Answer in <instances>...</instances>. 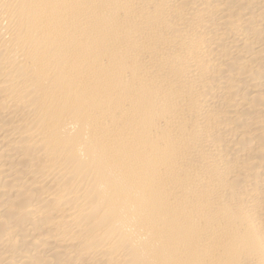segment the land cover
<instances>
[{
	"label": "bare ground",
	"instance_id": "1",
	"mask_svg": "<svg viewBox=\"0 0 264 264\" xmlns=\"http://www.w3.org/2000/svg\"><path fill=\"white\" fill-rule=\"evenodd\" d=\"M0 264H264V0H0Z\"/></svg>",
	"mask_w": 264,
	"mask_h": 264
}]
</instances>
